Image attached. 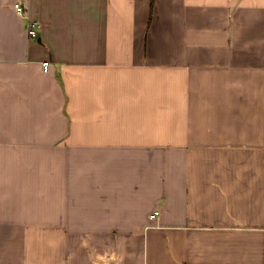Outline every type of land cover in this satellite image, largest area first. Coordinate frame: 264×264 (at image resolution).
Returning <instances> with one entry per match:
<instances>
[{
  "label": "crops",
  "instance_id": "obj_1",
  "mask_svg": "<svg viewBox=\"0 0 264 264\" xmlns=\"http://www.w3.org/2000/svg\"><path fill=\"white\" fill-rule=\"evenodd\" d=\"M0 264H264V0H0Z\"/></svg>",
  "mask_w": 264,
  "mask_h": 264
},
{
  "label": "built area",
  "instance_id": "obj_2",
  "mask_svg": "<svg viewBox=\"0 0 264 264\" xmlns=\"http://www.w3.org/2000/svg\"><path fill=\"white\" fill-rule=\"evenodd\" d=\"M15 9L18 14L26 18V31L28 37L36 39L39 37L40 22L38 20L31 19L28 16L27 8L22 2L15 4Z\"/></svg>",
  "mask_w": 264,
  "mask_h": 264
}]
</instances>
